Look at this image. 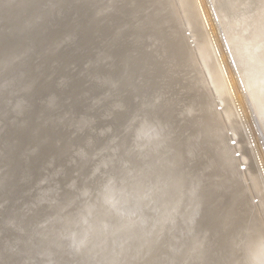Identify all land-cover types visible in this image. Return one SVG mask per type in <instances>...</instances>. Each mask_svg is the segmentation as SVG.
<instances>
[{"label": "rangeland", "instance_id": "1", "mask_svg": "<svg viewBox=\"0 0 264 264\" xmlns=\"http://www.w3.org/2000/svg\"><path fill=\"white\" fill-rule=\"evenodd\" d=\"M199 3L231 113L193 5L0 0V264H264V119Z\"/></svg>", "mask_w": 264, "mask_h": 264}, {"label": "bare ground", "instance_id": "2", "mask_svg": "<svg viewBox=\"0 0 264 264\" xmlns=\"http://www.w3.org/2000/svg\"><path fill=\"white\" fill-rule=\"evenodd\" d=\"M150 1V0H149ZM181 1V5H187L188 6V2L192 1V3L194 4H189L188 7H190L191 5H193L192 7L195 6V11L196 12V16H199V27L198 25L194 22L193 24H191V22L189 21V25L191 26V28L193 29V27L198 31L199 35H198V39H196V46L194 48H192L193 50L194 49H197L198 53L201 54V57H206V55H208L209 59H211V56L216 58V64L214 65H211L212 69L208 70L209 72V75L211 76V82L215 85V87L217 88V92H218V95L219 97H225V95H228V101L230 100V103H232L233 106H230L228 103V105L225 106V112L226 113H231L233 112V108L232 107H236L235 106V96L233 95V92L231 90V87L228 83V80L225 76V73H224V69H223V65H222V62L220 60V57H219V54H218V49L216 47V44L215 41H214V38L212 36V33L211 31L209 30V26H207L206 24V21H205V18H204V14H203V10H202V7L204 8V10L206 11V7H204L205 5L202 4V7L199 3V0H180ZM202 0H200L201 2ZM238 0H233L232 2L230 0H217V10L218 8H221L223 6H225V4H233V6H231V8L235 9L233 11H231L230 13L227 12L226 14V18H230V21L228 22L227 26L225 27V30L226 31V34H227V37H228V40H229V47L231 48V50L233 51L232 55L234 56L233 57V60L235 59L236 60V65H238L239 67V70H241V72L243 73L242 78H243V83L245 85V89L247 90L248 92V95L250 96V100L252 102V104L255 106V109L259 110V112L262 114V118L264 119V85H261V82L264 80V48H261V44L264 45V0H246L247 2L244 3L245 0H239V2H237ZM205 2V1H204ZM202 2V3H204ZM177 3V2H176ZM240 4H244L243 5V8L245 6V8L247 9H250V13L246 14L245 13V10L242 9V6L239 7ZM132 5V4H130ZM158 7V6H157ZM194 9V8H193ZM238 9H242L239 11L238 13ZM136 11V10H135ZM173 11V10H172ZM204 11V12H205ZM171 12V11H170ZM205 14H207V11L205 12ZM195 16V15H194ZM195 16V17H196ZM150 17V16H149ZM207 18H208V14H207ZM206 18V19H207ZM136 19V18H135ZM187 19V18H186ZM194 19H197L194 18ZM211 19V18H210ZM209 19V20H210ZM109 20V19H108ZM188 20V19H187ZM208 20V21H209ZM247 20L249 21L247 23ZM198 21V19L196 20ZM185 22V21H184ZM212 22V21H211ZM198 23V22H197ZM90 24V23H89ZM213 24V23H212ZM164 25V24H162ZM125 26V25H124ZM127 26V25H126ZM167 26V25H166ZM212 26V25H210ZM190 28V29H191ZM188 29V28H187ZM205 30V34L203 32V30ZM261 29H262V33H261ZM242 30L244 31H248V34H246L245 36L242 35ZM148 31V30H147ZM172 31V30H171ZM203 33V35H202ZM214 33V32H213ZM217 34V33H216ZM191 35V34H190ZM214 35V34H213ZM215 36V35H214ZM150 37V36H149ZM216 38V37H215ZM173 39V37H172ZM179 40V39H178ZM200 40V41H199ZM173 41V40H172ZM219 40H217L218 42ZM178 42V41H177ZM173 43V42H172ZM176 44V42H175ZM177 46L174 48L175 50L177 49H182V44L181 43H177L176 44ZM218 45V44H217ZM173 46V45H172ZM220 47V46H219ZM222 47V46H221ZM220 47V48H221ZM220 50V49H219ZM211 54V55H210ZM221 54V53H220ZM224 56V55H222ZM185 57V56H184ZM181 58V57H180ZM223 58H226V57H223ZM205 61H204V66L206 68H208L210 65L208 64V60H206V58H204ZM222 59V57H221ZM234 60V61H235ZM212 61H214L212 59ZM225 61V60H223ZM224 63V62H223ZM225 66L227 65L226 61H225ZM232 64V63H231ZM189 65V63H188ZM228 67V66H227ZM226 67V68H227ZM237 67V68H238ZM196 68V67H195ZM229 69V68H227ZM95 70V69H94ZM204 71V70H202ZM229 71V70H228ZM227 71V72H228ZM231 71V70H230ZM85 72V71H84ZM240 72V73H241ZM230 74V73H228ZM232 74V73H231ZM185 75V74H184ZM207 75V74H206ZM229 78L231 77V75H228ZM233 77V76H232ZM197 78V77H196ZM234 80V79H233ZM107 81V80H106ZM196 81V80H195ZM231 82L232 81V78L230 80ZM237 86V85H236ZM212 87V86H211ZM234 88V87H233ZM214 89V88H213ZM214 91V90H213ZM212 91V92H213ZM4 92V91H3ZM214 93V92H213ZM238 93V92H237ZM181 95H183L181 93ZM237 96H239L237 94ZM241 97V96H240ZM240 99V98H239ZM113 100V99H112ZM206 101V100H205ZM220 102V101H219ZM217 104V103H216ZM198 105V104H197ZM203 108V107H202ZM244 108V107H243ZM208 109V108H207ZM237 110V108H236ZM244 110V109H243ZM198 110H196L197 112ZM238 111V110H237ZM205 112V111H204ZM211 112V111H210ZM176 113V111H175ZM246 113V112H245ZM178 114V113H177ZM213 114V113H212ZM261 114H260V117H261ZM199 115V114H198ZM201 115V114H200ZM178 116V115H177ZM213 116V115H212ZM176 117V116H175ZM196 117V116H194ZM215 117V116H214ZM249 117V116H248ZM203 118V117H202ZM211 118V117H210ZM226 118V117H225ZM114 120V119H113ZM214 121V120H213ZM200 122V121H199ZM225 125V124H224ZM227 125V124H226ZM228 126V125H227ZM215 128V127H214ZM242 128V127H241ZM226 129V128H225ZM244 129V128H243ZM210 130V129H209ZM227 130V129H226ZM243 131V130H242ZM245 131V129H244ZM210 132V131H209ZM220 132V131H219ZM76 133V132H75ZM221 133V132H220ZM255 133V132H254ZM229 134L232 136L233 134H231L229 132ZM76 136V135H75ZM212 136V135H210ZM221 136V135H219ZM227 136V135H226ZM264 136V135H263ZM205 138V137H204ZM226 139L228 137H225ZM193 139V138H192ZM247 139V137H246ZM210 140V139H209ZM215 140V139H214ZM208 141V140H207ZM231 141V140H230ZM233 141V140H232ZM60 142V141H59ZM75 142V140L73 141ZM213 141H211L212 143ZM207 143V142H206ZM226 143V142H224ZM233 143V142H232ZM231 143V144H232ZM262 143V142H261ZM209 144V143H208ZM250 144V143H249ZM235 145L234 144V148H235ZM248 145V144H247ZM192 146V145H191ZM219 146H221L219 144ZM230 146V144H229ZM232 146V147H233ZM190 147V146H189ZM227 147V145H226ZM13 148V147H12ZM74 148V147H73ZM192 148V147H191ZM196 148V147H195ZM15 149V148H14ZM216 149V148H215ZM220 149V148H219ZM230 149V148H228ZM237 149V148H235ZM234 149V150H235ZM13 150V149H12ZM252 150L254 151L252 154L254 156V159L256 160V167L258 168V172H259V177L262 179L263 183H264V171L262 169V164L258 166V154L257 152H255V149L252 148ZM108 152V151H107ZM216 152V151H215ZM220 152V151H219ZM230 152V151H229ZM228 152V154H229ZM231 153V152H230ZM237 153V152H236ZM235 154V153H234ZM256 154V155H255ZM216 155V154H214ZM240 156V155H239ZM256 156V158H255ZM9 157V156H8ZM76 157V156H75ZM232 157V156H231ZM264 157V156H263ZM243 158V157H242ZM241 158V159H242ZM224 159V158H223ZM233 159V158H232ZM240 159V158H239ZM244 159V158H243ZM263 159V158H262ZM227 160V159H226ZM228 163V162H227ZM59 164V163H58ZM63 164V163H62ZM226 164V163H225ZM231 164V163H230ZM240 164V163H239ZM242 164H245V163H241ZM67 165V164H66ZM57 166V165H56ZM63 166V165H62ZM223 166V165H222ZM246 166V165H245ZM52 167V166H50ZM240 167V166H239ZM244 167V165L242 166ZM55 168V167H54ZM58 168V167H57ZM64 168H67L64 167ZM70 169V167H68ZM71 168H73L71 166ZM75 168V167H74ZM73 168V172H74V169ZM60 169V168H59ZM153 169V168H152ZM237 169V168H236ZM261 170V171H260ZM53 171V170H52ZM72 172V170H70ZM238 171V170H237ZM54 172V171H53ZM72 172V174H73ZM77 172V171H76ZM112 172V171H111ZM239 172V171H238ZM246 172V171H245ZM59 173V172H58ZM57 175H60L58 174ZM109 173V172H108ZM67 175L68 172H66ZM71 174V173H70ZM76 174V173H75ZM214 174V173H213ZM235 174H237V172H235ZM77 175V174H76ZM243 175H244V172H243ZM61 176V175H60ZM72 176V175H71ZM75 176V175H74ZM245 176V175H244ZM54 177V176H53ZM56 177V176H55ZM58 177V176H57ZM56 177V179H57ZM63 177V176H62ZM67 178H70V177H67ZM239 178H240V175H239ZM185 180V179H184ZM246 180V179H245ZM242 182V180H241ZM62 183V182H61ZM249 185V184H248ZM249 188V187H248ZM221 189V188H220ZM244 189V188H243ZM17 190V189H16ZM222 190V189H221ZM250 190V189H249ZM251 191V190H250ZM15 192V191H14ZM225 192V191H224ZM252 193V192H251ZM253 194V193H252ZM187 198V197H186ZM256 198V197H255ZM254 198V200H255ZM2 199V198H1ZM25 199V198H24ZM28 199V198H27ZM26 199V200H27ZM253 200V201H254ZM256 202V201H254ZM257 203H259L257 201ZM256 204V203H254ZM178 205V204H177ZM257 206V204L255 205ZM26 208V207H25ZM258 208V206H257ZM259 209V208H258ZM9 210V209H8ZM18 210V209H17ZM235 210V209H234ZM233 210V211H234ZM245 211V210H244ZM247 211V210H246ZM235 213V212H234ZM245 214V213H243ZM22 215V214H21ZM26 215V214H25ZM236 215V214H235ZM250 215V214H249ZM248 215V216H249ZM244 216V215H243ZM18 217V216H17ZM242 217V216H241ZM250 217V216H249ZM9 218V217H8ZM241 219V218H240ZM11 220V219H10ZM262 221V220H261ZM264 222V221H263ZM261 222V223H263ZM239 224V223H238ZM39 225V224H38ZM246 225V224H245ZM262 225V224H261ZM264 226V225H263ZM28 228V227H27ZM34 231V230H33ZM42 232V231H41ZM17 234V233H16ZM29 234V233H28ZM43 234V233H42ZM9 235V233H8ZM14 235H15V232H14ZM25 235V234H24ZM41 234H39V237H40ZM32 236V235H31ZM26 237V236H25ZM17 238V237H16ZM169 238V237H168ZM34 239V238H33ZM41 239V238H40ZM27 240H28V237H27ZM27 240H26V243H27ZM18 241V240H17ZM29 241V240H28ZM31 241V239H30ZM38 241H39V238H38ZM43 241V240H42ZM32 242V241H31ZM37 242V241H36ZM29 243V242H28ZM20 244H22L20 242ZM32 244V243H31ZM37 244V243H36ZM40 244V243H39ZM30 245V244H29ZM15 246V245H14ZM17 246V245H16ZM15 246V247H16ZM25 246V245H24ZM28 246V245H27ZM42 246V245H41ZM57 246V245H56ZM264 246V245H263ZM22 247V246H21ZM26 247V246H25ZM60 247V246H59ZM24 248V247H23ZM35 248V247H34ZM38 248V247H37ZM59 249V248H58ZM34 250V249H33ZM37 250V249H36ZM39 250V248H38ZM40 252V251H39ZM49 252V250H48ZM36 252H34L35 254ZM53 253V252H52ZM259 253V252H258ZM40 254V253H39ZM257 254V253H256ZM37 255V253H36ZM50 255V254H49ZM39 256V255H37ZM51 256V255H50ZM40 259H42V254L40 255ZM45 257H48V256H45ZM52 257V256H51ZM50 257V258H51ZM257 258H259V255H256ZM254 258L255 260L257 258ZM49 258V259H50ZM53 258V257H52ZM262 259V258H261ZM257 262V260H256ZM264 262V260L262 259L261 260V263Z\"/></svg>", "mask_w": 264, "mask_h": 264}]
</instances>
